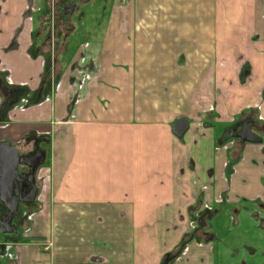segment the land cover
Wrapping results in <instances>:
<instances>
[{
  "label": "crops",
  "instance_id": "0c3cea01",
  "mask_svg": "<svg viewBox=\"0 0 264 264\" xmlns=\"http://www.w3.org/2000/svg\"><path fill=\"white\" fill-rule=\"evenodd\" d=\"M79 15L82 38L100 37L55 80L58 31L78 32ZM0 75L17 93L0 140L36 137L44 154L0 264H264V0H0ZM242 122L260 142L219 143ZM219 195L244 254L219 259L230 244L214 233L176 253Z\"/></svg>",
  "mask_w": 264,
  "mask_h": 264
},
{
  "label": "rangeland",
  "instance_id": "374dc122",
  "mask_svg": "<svg viewBox=\"0 0 264 264\" xmlns=\"http://www.w3.org/2000/svg\"><path fill=\"white\" fill-rule=\"evenodd\" d=\"M56 16H57V14H56ZM80 17L81 16L79 15L78 16L79 19L77 18L76 22L74 21V23H73V24H75L76 28H78V32H61V31L59 32L58 31V34L56 37L58 40L57 41V47H59V45H60L61 49L63 51H65L64 47L67 48V44H68L69 49H68L66 54H64V53H57V55L55 54V60H60L59 61L60 65H59V63H56L57 69H56L55 62H54L53 67H52V74H53V78L55 80H58L62 75L59 71V69H60L59 67L61 66V64L64 65L65 62H67L69 64V62L71 61V58H73V56H74L75 47L78 48L80 46L79 44L81 43L82 39L86 38V39L94 40V39H97L98 37H100V32H87L89 34V36L82 38L83 32H80V28H82V27L83 28H85V27L89 28L91 26L92 22H83L80 19ZM67 25H69V24L67 23ZM45 27H46V29L50 28V22L49 21L45 22ZM67 27H69V26H67ZM58 28H60V24H59ZM36 33H39V32H35V34ZM71 33L74 34L76 37L69 40L70 38H68V37L70 36ZM66 38H68V39H66ZM45 55H46V57H45V70L47 72L49 69V65H51V64H50V60H49L48 55L47 54H45ZM11 106H12V104H10L8 107H11ZM9 115L11 116L10 113H9ZM7 119L9 120L8 115L4 119V121H6ZM26 148H28V146ZM226 201L227 200L224 198L223 195H219L218 202L216 204L217 206L215 207V209H212V210H209L206 212H202L196 216H193V219H192L191 232L197 239L203 240L207 236L212 237V233H214L215 234L214 238L216 239L215 241H216L217 250H218L220 244L225 243V241L230 244L229 246L224 245L225 249H227L226 252H224V250H218L219 255H220L219 259H221L224 256V254H225L224 258H228L230 256H234V257L239 256L240 254H244V250H245V248L242 245H240L241 242L245 241L244 238L243 239H239L240 237L235 238L237 240L235 241V244H233L231 246V242L233 239H230L228 237H225L226 235H223L225 233L224 231L229 226L234 224L232 222L235 221V217H236L234 212H227L226 215L224 213L222 214V210H223L222 204L228 203ZM258 208H259L258 206L253 208V212H251L253 217H255L257 224H259V222H261L260 219L263 218V217H261L262 216L261 210H259ZM216 221L217 222L219 221V226L215 225ZM221 238H223V240L218 241ZM242 264H245V262H243Z\"/></svg>",
  "mask_w": 264,
  "mask_h": 264
},
{
  "label": "flooded vegetation",
  "instance_id": "af4514ba",
  "mask_svg": "<svg viewBox=\"0 0 264 264\" xmlns=\"http://www.w3.org/2000/svg\"><path fill=\"white\" fill-rule=\"evenodd\" d=\"M69 2H72V1H69ZM66 3L68 2H65V4L62 5L61 9L58 10L57 12V14L60 17L61 16L64 17L69 13L68 4L70 3H68L67 6H65ZM56 23L57 22H55V24ZM53 34H55V32H53ZM0 83H1V79H0ZM13 88L15 87H9L6 83L5 85L1 86L0 93L3 97L2 103L4 101H7V105L5 106L3 111L0 113V121L4 120L7 117L6 113L9 108L8 106L10 104L13 105L15 103L14 99L17 93H16V90H11ZM19 93H18V96L20 97V95H22V93L24 92L20 90ZM1 105H0V108H1ZM241 129L242 127H238L237 131H240ZM4 141L5 140H0V143ZM31 142L32 143L30 147H28L27 150H24L18 146H15L14 144L10 142L11 145L17 147L21 161H19V163L17 164V167H16L17 177L15 178V184H13V187L11 190L15 203L13 200L9 199L5 195V191L3 189H0L3 195L2 197L0 194V239H5L6 236L12 235L13 232L17 231L19 226L24 223V220L27 214V212H25V209H27L31 204H33V202L35 201L37 197V195H35L33 202L27 201V200H30V196L33 194L35 190L34 184L38 186V182L36 179V173H37L38 166L34 169L33 174L31 173V168L36 163V160L39 156L38 154H40V152H39L37 138L33 137V139H31ZM4 172H5L4 169H2L1 174L3 175V177L6 176L7 174V173L5 174ZM32 178H34V180H31ZM19 184L26 186L25 190H23ZM206 211H209V210H206ZM189 232H191V230Z\"/></svg>",
  "mask_w": 264,
  "mask_h": 264
},
{
  "label": "water",
  "instance_id": "95a60500",
  "mask_svg": "<svg viewBox=\"0 0 264 264\" xmlns=\"http://www.w3.org/2000/svg\"><path fill=\"white\" fill-rule=\"evenodd\" d=\"M73 4H68V10L70 11L71 8L73 7ZM7 105V101H4L1 105L0 108V113L3 111L5 106ZM187 122L185 119H180L177 122L173 124V131L176 135H181L184 130L186 129ZM238 128V123L233 124L226 128L219 139V143L224 142L226 139L229 137H238L242 141H248V142H260L261 137L258 135L254 134L250 126L246 123H242V129L240 131H237ZM44 159V154H41L38 156L36 163L33 165L31 168V173L33 174L34 169L43 161ZM20 156H19V151L17 147L11 145L9 140H5L4 142L0 143V189H3L5 191V195L14 201L13 195L11 193L13 184H15V178L17 177L16 175V167L17 164L19 163ZM2 169H4V173L6 176L3 177L1 174ZM31 180H34L32 178ZM23 190H25L26 186H23L22 184H19ZM34 184V192L30 196V200H27L28 202H33L34 197L37 193V186ZM1 196L3 197L1 191H0ZM4 199V198H3ZM4 201V200H3ZM5 202V201H4ZM15 203V201H14Z\"/></svg>",
  "mask_w": 264,
  "mask_h": 264
},
{
  "label": "trees",
  "instance_id": "16d2710c",
  "mask_svg": "<svg viewBox=\"0 0 264 264\" xmlns=\"http://www.w3.org/2000/svg\"><path fill=\"white\" fill-rule=\"evenodd\" d=\"M0 79H1V83H0V92H1V86H2V85H5V83H4V81L2 80L1 75H0ZM191 237H195V236L192 234V232H189L187 235L184 236V238L182 239L181 244L179 245V248H178V250H177L176 253H179V252H180V250L182 249V247H183L184 244L186 243V240L189 239V238H191Z\"/></svg>",
  "mask_w": 264,
  "mask_h": 264
}]
</instances>
